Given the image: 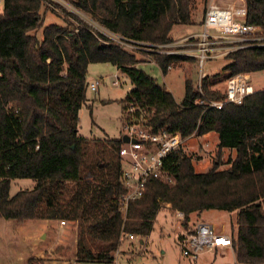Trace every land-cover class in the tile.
Here are the masks:
<instances>
[{
	"label": "trees",
	"instance_id": "trees-1",
	"mask_svg": "<svg viewBox=\"0 0 264 264\" xmlns=\"http://www.w3.org/2000/svg\"><path fill=\"white\" fill-rule=\"evenodd\" d=\"M70 1L107 31L158 46L176 41L175 27L194 24L202 0ZM45 2L3 0L0 13V219L71 223L75 257L106 263L114 259L123 237H147L165 205L184 214L185 228L192 213L235 212L236 230L230 237L235 264H264V91L241 105L226 103L205 113L197 103L224 101L229 78L264 71V46L249 45L208 60L206 64L225 63L219 73L202 78L201 93L193 70L196 59L148 53L163 75L191 64L190 74L183 71L184 97L178 103L138 69L141 60L135 53L107 44L83 20L44 26ZM243 3L244 22L260 29L264 38V0ZM90 64H109L129 79L132 89L122 101L123 114L132 107L134 116L148 115L154 131L166 127L183 139L215 132L218 156L225 149L235 152L228 167L220 170L216 162L207 172L196 173L192 158L180 148L171 158L172 181L148 182L142 197L121 211L126 189L119 156L112 158L100 141L78 135ZM111 147L118 155L120 142ZM15 179L35 184L10 196Z\"/></svg>",
	"mask_w": 264,
	"mask_h": 264
},
{
	"label": "rangeland",
	"instance_id": "rangeland-1",
	"mask_svg": "<svg viewBox=\"0 0 264 264\" xmlns=\"http://www.w3.org/2000/svg\"><path fill=\"white\" fill-rule=\"evenodd\" d=\"M239 3V0H227ZM205 0L198 1L194 13V24L177 26L173 30V37L180 41L186 37L201 32V19L205 10ZM47 10L43 13L44 26L50 24L62 25L65 19L77 22L75 18L87 21L90 19L77 10L70 0H46ZM3 0H0V13ZM92 22V21H91ZM93 25V24H91ZM95 26V25H94ZM96 28V27H95ZM37 36H41V30ZM141 60L137 66L156 83L170 92L176 102L184 97V72L190 74L191 64H180V68L170 69L163 75L159 67L153 63L147 48L132 51ZM154 52V51H153ZM224 60H216L205 64L203 74L213 76L220 72ZM179 66V65H178ZM196 66V65H195ZM194 66L195 79L199 80V68ZM210 68V69H209ZM250 78L255 91H264V71L245 74ZM222 76V75H220ZM103 81L95 91L89 84ZM202 80V79H201ZM86 104L79 111L78 135L82 138L96 140L104 144L112 158L118 157L112 151V143L119 141L121 145L124 116L122 101L132 89L129 79L109 64H90L87 69ZM118 85L115 86L114 82ZM225 83H223V88ZM109 141V143H108ZM218 135L215 132L197 136L192 135L184 139L182 152L192 158L196 173L207 172L214 163H219V169L228 167L229 157L235 152L225 149L218 156ZM119 159V157H118ZM122 159L120 162L122 164ZM35 182L31 179H15L10 183V196L20 190L33 188ZM166 206V205H165ZM162 208L158 213L152 232L145 238H123L114 259L106 263L78 260L76 253V236L73 224L59 220H25L22 222L0 219V264H235L233 254L227 251L223 255L203 250L195 259L184 257L175 236L184 229L183 219L177 217L176 212ZM190 220L198 223L212 224L216 232L232 234L236 230V214L226 211L206 210L199 214L192 213ZM180 224V225H179ZM182 226V228H181ZM144 242L143 245L140 243ZM36 256H41L37 258Z\"/></svg>",
	"mask_w": 264,
	"mask_h": 264
},
{
	"label": "built area",
	"instance_id": "built-area-1",
	"mask_svg": "<svg viewBox=\"0 0 264 264\" xmlns=\"http://www.w3.org/2000/svg\"><path fill=\"white\" fill-rule=\"evenodd\" d=\"M205 2L201 32L167 45L151 46L134 42L113 34L91 21L93 25L83 21L90 26L93 35L102 34L108 39L107 44H113L124 50L135 51L147 48L160 54L196 59L199 68L198 89L201 93L200 81L205 77L203 70L208 60L221 58L249 45L264 46L261 30L244 22L246 16L244 4L223 7L219 5V0H205ZM100 83L103 81L91 83L89 88L95 91ZM114 85H118L117 81ZM255 92L250 78L245 74H238L227 80L224 101L202 99L197 103L204 107V113L211 108L221 110L226 103L241 105L246 97ZM123 116L124 124L118 156L123 160L121 181L126 193L121 199V211H125L129 201L142 197L148 182L155 180L170 183L172 181L171 158L182 147L184 141L179 134L170 133L166 127L154 131L148 123V115L134 116L132 107L127 108ZM123 137H126L128 141L122 142ZM176 214L178 218H184L182 212L177 211ZM63 224L64 222H61V225ZM126 237L137 238L132 236L123 238ZM179 245L184 257L195 259L203 250L213 251L216 247H231V239L216 232L212 226L200 223L192 233L185 235L179 241Z\"/></svg>",
	"mask_w": 264,
	"mask_h": 264
},
{
	"label": "crops",
	"instance_id": "crops-1",
	"mask_svg": "<svg viewBox=\"0 0 264 264\" xmlns=\"http://www.w3.org/2000/svg\"><path fill=\"white\" fill-rule=\"evenodd\" d=\"M240 2L237 4V3H233V2H227V0H219V5H221V6H223V7H227L228 5H243L244 3H243V0H239ZM164 209H166V208H168V206L166 205V206H164L163 207ZM198 224H200V223H198V222H196L195 220H190V222H188V227L187 228H185L184 227V229L182 228V226H181V228L183 229L182 231H180L176 236H175V240H176V242L179 244V241L185 236V235H188V234H190V233H192L193 231H194V229H195V227L198 225ZM180 225V224H179ZM208 225H210V226H212L213 228H214V225H212V224H208ZM219 233H221V234H224L225 236H228L229 238L231 237V235H232V229H231V232L230 233H223V232H219ZM141 245H143L144 244V242H141L140 243ZM227 251H230V252H232V254H233V251H232V249H231V247H216V248H214L213 249V251L212 252H216V253H221L222 255L224 254V253H226ZM37 258H40L41 256H36ZM233 258H234V254H233ZM234 262H235V259H234Z\"/></svg>",
	"mask_w": 264,
	"mask_h": 264
},
{
	"label": "water",
	"instance_id": "water-1",
	"mask_svg": "<svg viewBox=\"0 0 264 264\" xmlns=\"http://www.w3.org/2000/svg\"><path fill=\"white\" fill-rule=\"evenodd\" d=\"M128 140H127V138L126 137H123L122 138V142H127Z\"/></svg>",
	"mask_w": 264,
	"mask_h": 264
}]
</instances>
